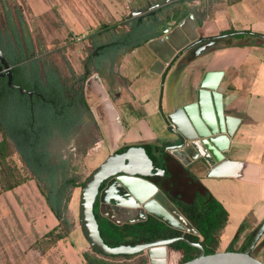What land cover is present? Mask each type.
<instances>
[{
	"label": "crops",
	"instance_id": "1",
	"mask_svg": "<svg viewBox=\"0 0 264 264\" xmlns=\"http://www.w3.org/2000/svg\"><path fill=\"white\" fill-rule=\"evenodd\" d=\"M105 1L107 5H99V8L104 9L103 13L107 19L114 18L110 20L111 22L109 20L106 22L110 28L107 32L112 30L111 26L116 21L128 22L137 18L139 13L129 14V5L137 7L143 4L155 5L158 1L163 2V0ZM170 2L167 10L160 13V20H163L167 13V29L175 28L183 18L194 13L199 22L197 30L200 37L235 31L244 33L202 41L205 43L199 42L181 51L169 65L167 64L162 73L151 70L157 56L148 47V41L132 51L125 47L121 52L122 60L118 74H115L114 70L112 79L108 75L103 76V80L114 81L115 86L122 90L121 98L116 101L125 126L121 146L149 145L153 153L161 154L154 153L158 161L160 156L163 157L158 162L160 165L165 164L175 169L180 162L189 169L229 212L228 222L221 234L220 250L229 249L241 225L247 223V229L235 243L239 247L249 233L258 228L264 220V0H170ZM97 5L98 0H84L83 10L75 11L83 16V24L91 28H89V31H92L90 35L96 31L98 24L95 23L93 28L89 17L98 15L99 21L103 19L101 16L103 14L97 11ZM41 16L44 17V12ZM163 31L154 30L141 37L147 38L155 34L161 36ZM111 35L114 33L112 32ZM91 36L97 41L98 34ZM202 87H217L223 90L227 98L226 110L237 120L229 122V125H234L236 130L231 138L227 155L234 162L249 165L250 179L210 175L212 167L205 162L184 164L172 151L167 150L168 146L178 141V136L171 130L172 126L168 124L165 116L178 108L196 102ZM108 116L110 118L111 114L109 113ZM2 139L3 133L0 129V141ZM167 143L165 152H161L159 148ZM252 177L257 180H253ZM124 179L122 181L126 187L140 203H146L155 198L160 189L148 179L137 177L130 178V181L128 177ZM187 181L191 182L190 179ZM26 185L27 183H24L16 189L21 187L25 189ZM23 189H20L17 195L23 194ZM44 207V233L40 237L31 235L30 244L59 223L45 198ZM174 207L180 211L176 206ZM146 210L162 211L154 203H151ZM126 212L129 215L133 214L130 209ZM123 214L113 217L122 220L125 218ZM34 221H26V224L30 225L29 222ZM77 231V228L74 229L69 236L60 240L46 254L32 249L29 251L30 255L28 253V260L37 261L39 254V264H59L60 262L85 264L83 252L89 250L90 246L88 240L79 238V247L75 246L77 242L73 235ZM71 240L74 244H69ZM256 251L257 257L264 261V235L257 244Z\"/></svg>",
	"mask_w": 264,
	"mask_h": 264
},
{
	"label": "trees",
	"instance_id": "2",
	"mask_svg": "<svg viewBox=\"0 0 264 264\" xmlns=\"http://www.w3.org/2000/svg\"><path fill=\"white\" fill-rule=\"evenodd\" d=\"M140 27L141 25L137 21L129 22L127 26L125 24L121 34L115 33L109 36L108 41L101 43H98L94 37L87 34L92 41L89 47L90 54L87 64L89 65L94 56L99 57L108 52L114 54L117 50L125 47L132 51L159 35L155 34L147 38L138 36L137 30ZM28 33L27 19L22 6H18L12 0H0V47L10 65L31 59L30 54L35 46L31 41L33 37L29 36ZM14 36L19 48L22 49L20 55L16 53L13 47L14 39L12 37ZM65 46H69V43H65L62 48L56 47L54 51H49L44 56V62H41L38 67H36L35 61L31 62L34 76L40 77V73H42L41 77L44 76V97L47 99L49 106H45L44 109V141L42 139H30L28 152L22 151L14 143L12 133L8 127V123L11 122V112L6 101L10 100L16 91L12 90L7 82L0 78V108L4 105L6 108L3 118H0V129L3 133V139L0 141V195L16 189L30 179L37 181L51 210L59 220L58 225L32 244L31 249L41 254H46L60 240L69 236L80 224L71 216L69 205L75 188L83 187L87 179V177L83 178V176L78 175L77 167L72 164L70 159L65 158L60 159L57 163L53 162L50 159V152L46 149L47 136L51 134L52 128L61 126L58 111H62V107L67 115L64 130L69 131L74 123L73 117L69 115L71 109L67 108L73 101L64 96L63 86L65 89H69L71 93L75 88V82L73 81L75 77H79L80 81H84L85 77V74L80 75L75 70L69 58L65 55L63 50ZM95 51H97V54L94 55ZM63 81L65 83L62 85ZM41 83L40 80V82L32 83L30 86L41 89L43 88ZM79 85L83 87V82ZM166 145L168 143L159 148L161 152H165ZM126 147H121V150ZM148 148L155 162L159 164L151 146L148 145ZM86 152L85 149L84 153ZM15 154H20L26 164V175L10 162ZM178 164L175 169L165 164H159L162 169L166 170V175L151 176L146 179L154 182L165 193L169 201L184 214L198 233L186 232L170 226L153 214H147L145 219L117 224L101 212L100 201L96 198L94 210L99 221L102 237L109 245H134L162 238L185 236L191 241L201 242L207 254L218 251L222 230L229 219V212L224 204L199 181L196 175L180 162ZM187 179H190L191 182ZM247 227V223L241 225L229 250L245 251L249 247L257 228L249 233L241 246H235ZM171 247L181 252V263L200 254L198 248L190 246L182 240L173 243ZM90 248L83 252L85 264H151L145 251L131 255H108L96 250L91 245ZM157 248L149 249L150 259L156 264H164L163 255L156 250Z\"/></svg>",
	"mask_w": 264,
	"mask_h": 264
},
{
	"label": "water",
	"instance_id": "3",
	"mask_svg": "<svg viewBox=\"0 0 264 264\" xmlns=\"http://www.w3.org/2000/svg\"><path fill=\"white\" fill-rule=\"evenodd\" d=\"M198 27L199 22L195 14L190 13L175 28L166 29L161 36L149 40L147 45L157 56L151 70L162 73L167 64L169 65L181 51L199 42L244 33L243 31H235L210 37H200L197 30ZM0 72L2 76H8V85L11 88H18L22 93L27 91L13 83L11 66L2 49H0ZM94 84L98 85L97 90L93 88ZM28 93L32 94V92ZM86 96L90 106L93 107V111L94 108L97 111L95 115L103 126L112 150V153L88 176L81 191L80 224L91 246L108 255H131L156 247L171 246L173 243L182 240L190 246L198 248L200 254L180 264H264V261L253 254L264 234V220L258 226L251 244L245 251L227 249L207 254L201 242L191 241L185 236L162 238L134 245H109L102 237L99 221L94 210L97 196L100 194L102 204H113L119 207L118 203H121L120 197L133 199L132 193L122 181L123 178L137 177L146 179L151 176L166 175V170L155 162L147 145H129L121 150V139L125 132V126L119 110L104 87L99 72L87 79ZM105 97L108 98L103 100ZM226 99L222 89L202 87L198 92L196 102L178 108L173 113L166 115L165 118L168 124L172 126L171 130L178 136V141L168 146L167 150L172 151L184 164L205 162L212 167L210 175L250 179L249 177L251 176L248 175L249 165L242 162H234L227 155L231 138L236 130L234 125H229V122L231 120L236 122L237 120L228 114ZM106 110H109L112 117L108 118L109 113ZM252 168L256 167L252 166ZM120 177L122 178L120 179ZM252 179L257 180V178L253 177ZM108 180L107 186L102 188ZM150 202L161 207L165 213L157 214L148 210L149 214H153L168 225L183 231L189 232V226L194 228L190 222L188 226L186 221L184 222L175 216L158 199L152 198ZM107 217L117 224H122L112 216ZM146 217L147 214L141 212L139 219H133L134 217H132L125 222H134ZM186 220L189 221L187 218ZM194 230L196 231L195 233H198L195 228ZM150 263L156 264L151 260Z\"/></svg>",
	"mask_w": 264,
	"mask_h": 264
},
{
	"label": "rangeland",
	"instance_id": "4",
	"mask_svg": "<svg viewBox=\"0 0 264 264\" xmlns=\"http://www.w3.org/2000/svg\"><path fill=\"white\" fill-rule=\"evenodd\" d=\"M12 1H14V3L18 6H22L27 19V24L33 34L34 39L36 40L37 47H39L38 45H42L44 47L45 55H47L49 51H54L56 47H64V44L68 42L69 46H65L63 50L65 55L69 58L70 62L74 66L75 70L80 74L84 73L85 75H88V78L97 73L95 67L92 66L90 68L91 71L89 72L86 66L88 56L90 54L89 47L92 44L91 38L89 37L87 41H81L75 44H71L69 42V38L72 34H89L90 32H92L89 31L91 29L90 27L83 24V16L78 13L79 10L82 9L84 0ZM103 4L107 5V2L105 0H98L97 11L103 14L101 15L103 19L99 21L98 17L100 16L98 15H92L89 17V19H91L93 28H95V23L98 24L96 31L91 33V35L98 34V43L108 41L109 36L112 32L114 34H121L125 28L124 23L116 21L117 23H113L115 26L112 27V30L107 32V30L110 29L108 25H106V22H108L109 19L104 16V9L99 8V5ZM42 12H44V17L41 16ZM113 19L114 18H111L110 20ZM119 71L120 69H115V74H118ZM103 73L108 76L110 74L105 69ZM100 76L102 77V74H100ZM93 86L94 89H98L97 84H94ZM83 87L86 95V82L84 83ZM109 97L112 99L118 109V106L116 105V101L118 99H116L111 94ZM107 98L108 97H105L103 98V100ZM87 103L91 110H93V107L90 106L88 100ZM92 113L96 118V121H93L94 124L90 125L88 123L89 120L82 119V123L77 128L76 132H72L68 138L58 137L49 144L52 161L57 163L60 159H70L72 164L77 167L78 175L83 176V178H88V176L112 153L111 146L107 136L104 133L103 126L95 115L97 114L95 108ZM107 113L110 112L107 111ZM94 117H90V120L94 119ZM0 118H3L1 109ZM89 134H91V137L88 136ZM85 149L87 150L86 153H84ZM154 153L155 155H161L160 153ZM161 158L163 157L160 156V158H158L159 161H161ZM10 162L12 164H15L21 173L25 175L27 174L26 166L22 162L18 154L13 155V157L10 159ZM128 179V181L131 180L130 178ZM26 183V191L25 189H23L24 187L20 188L24 190L22 191L23 194L17 195V193L20 192V189H14L0 195V264H39L40 262L39 254L37 261H30V259L28 260V253L30 255L29 251L32 250V244H30L31 240L29 238L33 234L38 235L37 237H40L44 233V198L46 199V197L40 190L39 185L35 179H30ZM158 190L159 191L156 194L155 198L158 199V201L163 205H165L180 220L184 222L186 221L189 226L190 221L186 220L184 214L178 211L174 207V205L171 204V202L161 189ZM81 191L82 187L75 188L72 201L69 205L71 216L79 222ZM100 210L109 217H113L114 215H118L124 212L122 209L113 204H102V202L100 205ZM142 213L149 214L148 210H144ZM139 218L140 214L136 215L133 219ZM128 219L129 218L123 219L122 221H119V223H124ZM33 220H35L33 223L29 222L30 225L26 224V221ZM76 228L78 229V231L73 235V238L77 242L75 246L79 247L78 238L80 240L87 239L85 238L81 224H78ZM188 229L190 230L189 232H196L191 226H189ZM69 244L74 243L71 240ZM235 246L238 247V245L236 244ZM156 250H158L160 254L163 255L162 258L164 259V264L181 263L182 254L177 249L171 246H163L158 247ZM218 251H220V246ZM145 253L150 261L151 259L149 250L145 251ZM253 254L257 257L256 248L254 249ZM59 264L62 263L60 262Z\"/></svg>",
	"mask_w": 264,
	"mask_h": 264
},
{
	"label": "flooded vegetation",
	"instance_id": "5",
	"mask_svg": "<svg viewBox=\"0 0 264 264\" xmlns=\"http://www.w3.org/2000/svg\"><path fill=\"white\" fill-rule=\"evenodd\" d=\"M171 3L170 0H163V2H156L155 5L149 4V5H141V6H134L129 5V14L131 13H139L136 17V19H133L131 21H125L122 20L121 23L127 24L132 21H137L141 27L137 30L138 36H142L144 34H148L152 31H159V30H166L167 29V13L164 15L163 20H160V13L163 12V10H167V5ZM28 34L29 36L33 37V34L28 26ZM80 34V33H79ZM16 36V35H15ZM12 37L14 39L13 41V47L14 50H16L17 54H21V50L17 44L16 38ZM6 38V37H5ZM31 41L34 44V49L31 52V59L30 60H22L18 62V64L10 65L13 75V83L17 86H21L22 88L26 89V92H21L18 88H11L12 90H15V94L10 100H7L6 103L9 104L8 108L11 112V122L8 123V127L12 133V137L14 140V143L24 152H28L29 148V140L30 139H42L44 141V109L45 106H49L47 103V99L44 97V76L36 77L34 76V71L32 67L33 61L36 62V67L39 66L41 62H44V47L42 45H38L36 40L33 37V40ZM208 42V41H206ZM205 43V42H202ZM201 43V44H202ZM199 44V43H197ZM207 45V43H206ZM206 45H203V47H206ZM202 48V46H200ZM0 49H2L0 47ZM124 48L117 50L114 54L111 53H105L104 55H101L99 57H93L90 60L89 65L88 60L86 63L87 69L90 72V68L93 66L96 68V71L102 74V77H106V74L103 73L104 69L107 70L110 74L109 77L112 79L114 76L113 71L119 70L122 55L121 52ZM97 54V51L94 52V55ZM120 61V63H118ZM4 72V71H1ZM0 72V78L5 80L8 84V76H2ZM102 72V73H101ZM77 74V73H76ZM80 74V73H79ZM84 74V73H83ZM80 74V75H83ZM88 75H85L84 81H80L79 77H75L73 80L75 82V88L70 93L69 89L64 90V96L69 98V100H72L73 102L67 106V108H70L71 111L69 115L73 117L74 123L69 131L64 130V122H66V111H64V108L62 107V111H58L60 120H61V126L56 127L54 126L52 128L51 134L47 136L46 140V149L49 150V144L52 143L56 138L62 137V138H68L72 132H76L77 128L81 125L82 119L89 120V124H94L93 121H96V118L94 117L91 108L89 107L87 103V98L84 92V87H81L79 84L81 82L84 83L87 80ZM61 79V78H60ZM42 81L43 88H35L31 87L30 84H35L36 82ZM64 80V79H63ZM119 81L121 82V78L119 76ZM65 82L63 81L62 85ZM104 87L106 91L108 92L109 96L110 94L113 95L116 99H120L122 95V90L118 89L115 86L114 81L110 80H104ZM9 86V85H8ZM18 92V93H17ZM32 92V94L28 93ZM2 110V113L4 115L6 108L4 107L0 108ZM68 115V116H69ZM88 116V118H87ZM90 117H94V119L90 120ZM87 135V134H86ZM88 136L91 137V134ZM44 149V145L42 146ZM20 159L22 160L20 154H18ZM50 159L52 160V155L50 153ZM24 163V161L22 160ZM25 164V163H24ZM26 165V164H25ZM44 177V174H43ZM115 177V176H113ZM111 177V178H113ZM110 178V179H111ZM109 179V180H110ZM109 180L103 185L102 188H105L109 182ZM150 181V180H149ZM154 183V182H153ZM44 185V182L42 183ZM155 184V183H154ZM156 185V184H155ZM98 200L100 201L101 205V199L100 194L97 196ZM188 232V231H186Z\"/></svg>",
	"mask_w": 264,
	"mask_h": 264
},
{
	"label": "bare ground",
	"instance_id": "6",
	"mask_svg": "<svg viewBox=\"0 0 264 264\" xmlns=\"http://www.w3.org/2000/svg\"><path fill=\"white\" fill-rule=\"evenodd\" d=\"M216 74V73H215ZM220 79V78H219ZM121 199H119L121 201V203H118L120 209H122L124 212V216L125 218L123 219H126V218H132V217H135L136 215H139L141 212H143L144 210H146L148 208V206L152 203L150 202V200L146 203H140L138 200H136L134 198V196L132 195V198H123V197H120ZM131 199V200H130ZM155 204V203H154ZM161 209V207H159ZM131 210L133 212V214L129 215L126 211L127 210ZM134 210H136V212H134ZM138 210V212H137ZM162 210V209H161ZM153 212V211H151ZM154 213H157V214H161V213H165L164 210L162 211H158V212H154ZM129 215V216H128ZM115 219V218H114ZM122 219V220H123ZM117 221H122V220H118V219H115Z\"/></svg>",
	"mask_w": 264,
	"mask_h": 264
},
{
	"label": "built area",
	"instance_id": "7",
	"mask_svg": "<svg viewBox=\"0 0 264 264\" xmlns=\"http://www.w3.org/2000/svg\"><path fill=\"white\" fill-rule=\"evenodd\" d=\"M69 39H70L69 42L71 44H75L77 42L87 41L88 40V35L85 34V33L72 34Z\"/></svg>",
	"mask_w": 264,
	"mask_h": 264
}]
</instances>
